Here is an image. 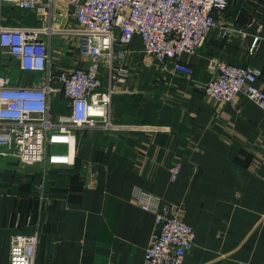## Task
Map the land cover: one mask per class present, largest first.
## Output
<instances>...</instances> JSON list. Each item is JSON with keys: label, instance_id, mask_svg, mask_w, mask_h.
Returning <instances> with one entry per match:
<instances>
[{"label": "crops", "instance_id": "obj_1", "mask_svg": "<svg viewBox=\"0 0 264 264\" xmlns=\"http://www.w3.org/2000/svg\"><path fill=\"white\" fill-rule=\"evenodd\" d=\"M80 1L54 0L50 17L0 0V25L51 26L41 39L57 75L83 60L78 37L64 31L76 26ZM218 21L241 33L224 41L213 34L195 54L183 55L187 72L146 55L139 36L127 48L117 45L130 52L126 79L113 80L106 64L100 75L105 90H115L113 119L124 130L80 131L77 166L50 170L44 189L40 171L0 159V264H10L15 234L36 230L34 264H145L156 214L137 203V190L174 206L173 215L193 227L194 245L182 264H264V110L244 95L222 104L205 94L213 59L264 72V0L236 1ZM0 69L16 85L45 82L42 73L22 72L6 52ZM55 104L57 114L62 108Z\"/></svg>", "mask_w": 264, "mask_h": 264}, {"label": "built area", "instance_id": "obj_2", "mask_svg": "<svg viewBox=\"0 0 264 264\" xmlns=\"http://www.w3.org/2000/svg\"><path fill=\"white\" fill-rule=\"evenodd\" d=\"M6 5L53 15L54 0H1ZM236 1L245 0H82L75 3L76 26L64 29L78 37L81 63L53 74V60L43 34L44 28L0 25V53H8L22 72L42 73L45 82L38 87L13 84L0 69V159L16 161L24 168L42 174L44 189L48 172L69 169L77 164L78 134L82 130L114 132L124 130L115 123L112 97L115 90H105L101 79L103 64L112 70V79L124 82L128 49L135 38L142 40L144 53L166 67L189 71L180 61L193 55L215 34L219 41L229 40L241 31L219 23L218 15ZM261 41L254 36L248 54L254 56ZM116 63V66H114ZM211 80L205 94L217 103L233 102L244 95L264 110V72L255 67H238L218 59L210 62ZM61 111L55 112L56 101ZM55 115L61 120H54ZM180 165L171 167L176 179ZM137 203L156 214V229L146 249L145 264H182L194 245L193 227L181 221L174 206L137 190ZM40 243L39 230L17 233L11 240L10 264H34Z\"/></svg>", "mask_w": 264, "mask_h": 264}, {"label": "rangeland", "instance_id": "obj_3", "mask_svg": "<svg viewBox=\"0 0 264 264\" xmlns=\"http://www.w3.org/2000/svg\"><path fill=\"white\" fill-rule=\"evenodd\" d=\"M54 120H61L60 116L55 115Z\"/></svg>", "mask_w": 264, "mask_h": 264}, {"label": "trees", "instance_id": "obj_4", "mask_svg": "<svg viewBox=\"0 0 264 264\" xmlns=\"http://www.w3.org/2000/svg\"><path fill=\"white\" fill-rule=\"evenodd\" d=\"M76 166H77V164L74 167H76Z\"/></svg>", "mask_w": 264, "mask_h": 264}]
</instances>
